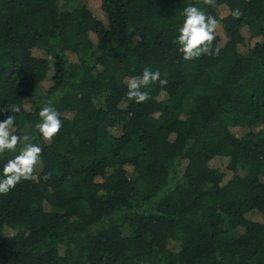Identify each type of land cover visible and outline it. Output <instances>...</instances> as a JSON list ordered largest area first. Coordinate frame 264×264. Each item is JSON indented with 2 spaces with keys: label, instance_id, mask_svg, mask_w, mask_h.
<instances>
[{
  "label": "trees",
  "instance_id": "trees-1",
  "mask_svg": "<svg viewBox=\"0 0 264 264\" xmlns=\"http://www.w3.org/2000/svg\"><path fill=\"white\" fill-rule=\"evenodd\" d=\"M188 3L218 54L176 51ZM145 67L168 82L135 103ZM11 104L42 160L0 194V264H264V0H0V120Z\"/></svg>",
  "mask_w": 264,
  "mask_h": 264
},
{
  "label": "clouds",
  "instance_id": "clouds-1",
  "mask_svg": "<svg viewBox=\"0 0 264 264\" xmlns=\"http://www.w3.org/2000/svg\"><path fill=\"white\" fill-rule=\"evenodd\" d=\"M211 3L212 0H206ZM239 17L241 12L235 9L231 13ZM181 19L177 28V34L173 38L176 51L184 61L193 60L201 55H214L219 53V48H213L218 21L216 18L206 15L199 7L188 3L179 13ZM155 82L160 85L167 84V80L161 78L159 70L143 68L139 75L131 76L126 81V96L135 103H141L149 98L150 86ZM21 110L19 105L11 104L12 114L0 120V153L5 150L16 152L12 158L0 165V194H7L22 180L32 177L34 168L41 163L42 148L39 143H32L28 134L19 135L15 130L14 113ZM0 111H3L0 109ZM62 121L60 113L50 101H46L37 112V119L32 127L43 139L50 141L61 129ZM18 143L22 147L17 151Z\"/></svg>",
  "mask_w": 264,
  "mask_h": 264
},
{
  "label": "rangeland",
  "instance_id": "rangeland-1",
  "mask_svg": "<svg viewBox=\"0 0 264 264\" xmlns=\"http://www.w3.org/2000/svg\"><path fill=\"white\" fill-rule=\"evenodd\" d=\"M57 2V5L60 6V7H63V6H70V7H73V6H78L80 4H83L86 0H55ZM247 38H248V34L246 35ZM247 43H244L243 45H240L239 46V49L244 52L246 50V47H247ZM48 74L49 76L52 75V70L50 69L48 71ZM226 163V158L222 159V160H219L217 161V164H218V167H223ZM235 234L234 231H232L230 234Z\"/></svg>",
  "mask_w": 264,
  "mask_h": 264
}]
</instances>
